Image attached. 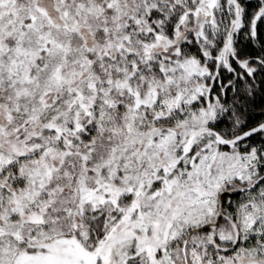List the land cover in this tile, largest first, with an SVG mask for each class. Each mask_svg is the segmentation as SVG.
<instances>
[{"label":"snow or ice","instance_id":"1","mask_svg":"<svg viewBox=\"0 0 264 264\" xmlns=\"http://www.w3.org/2000/svg\"><path fill=\"white\" fill-rule=\"evenodd\" d=\"M0 264H264V0H0Z\"/></svg>","mask_w":264,"mask_h":264}]
</instances>
